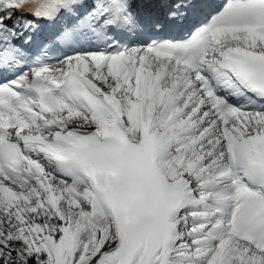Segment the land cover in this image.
Segmentation results:
<instances>
[{
  "label": "snow or ice",
  "instance_id": "1",
  "mask_svg": "<svg viewBox=\"0 0 264 264\" xmlns=\"http://www.w3.org/2000/svg\"><path fill=\"white\" fill-rule=\"evenodd\" d=\"M0 264H264V0H0Z\"/></svg>",
  "mask_w": 264,
  "mask_h": 264
}]
</instances>
